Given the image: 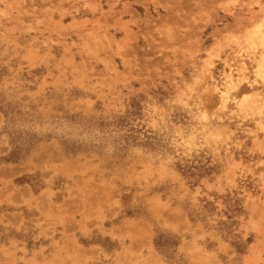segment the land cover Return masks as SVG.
Returning <instances> with one entry per match:
<instances>
[{"label":"rangeland","instance_id":"rangeland-1","mask_svg":"<svg viewBox=\"0 0 264 264\" xmlns=\"http://www.w3.org/2000/svg\"><path fill=\"white\" fill-rule=\"evenodd\" d=\"M263 5L0 0L6 264H264Z\"/></svg>","mask_w":264,"mask_h":264},{"label":"crops","instance_id":"crops-1","mask_svg":"<svg viewBox=\"0 0 264 264\" xmlns=\"http://www.w3.org/2000/svg\"><path fill=\"white\" fill-rule=\"evenodd\" d=\"M10 221L14 224L12 225H18L20 223V218H18L17 220L10 218ZM13 227V226H12ZM13 242L15 243H18L20 242L18 239L17 240H13ZM21 245L25 244V243H20ZM51 244V243H49ZM103 246V245H102ZM108 247L110 246V244L107 245ZM106 246L102 247L99 251V260L100 262L97 263V264H129V258H120V259H117V254L120 253L122 250H120L119 248L120 247H117V249L115 250H106L104 249ZM50 252V253H49ZM25 254L23 253H19V252H15V254L13 255V258L14 257H22L23 259L25 260H36V261H45V259H49L51 258V254H58L59 252H56L55 250L53 251H46V252H43L42 255L38 256V254L36 255L35 254V251H25L24 252ZM47 254V255H46ZM123 254V252H122ZM87 255H90L89 253ZM59 257H66V254L65 253H60ZM74 259L77 258V256H73ZM106 258H108L106 260ZM4 259H6L5 257H3L2 255H0V264H6V262L4 261ZM41 259V260H40Z\"/></svg>","mask_w":264,"mask_h":264},{"label":"bare ground","instance_id":"bare-ground-1","mask_svg":"<svg viewBox=\"0 0 264 264\" xmlns=\"http://www.w3.org/2000/svg\"><path fill=\"white\" fill-rule=\"evenodd\" d=\"M264 6V5H263ZM263 9L260 8V11H262ZM262 14V13H261ZM61 221V220H60ZM67 226V225H66ZM74 242V241H73ZM73 245H75L77 247V245L75 244V242L73 243ZM80 248V247H77ZM75 249V248H74ZM81 250V249H80ZM82 251V250H81ZM79 252V251H78ZM211 259V258H210Z\"/></svg>","mask_w":264,"mask_h":264}]
</instances>
